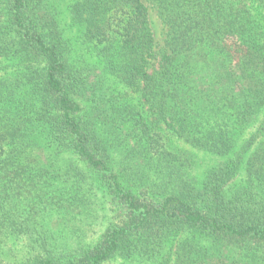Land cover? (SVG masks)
<instances>
[{
  "label": "trees",
  "instance_id": "trees-1",
  "mask_svg": "<svg viewBox=\"0 0 264 264\" xmlns=\"http://www.w3.org/2000/svg\"><path fill=\"white\" fill-rule=\"evenodd\" d=\"M263 112L264 0H0V235L19 232L17 193L80 174L117 222L75 250L42 238L21 264H264ZM173 138L222 160L198 182ZM154 162L168 170L156 198Z\"/></svg>",
  "mask_w": 264,
  "mask_h": 264
},
{
  "label": "rangeland",
  "instance_id": "rangeland-1",
  "mask_svg": "<svg viewBox=\"0 0 264 264\" xmlns=\"http://www.w3.org/2000/svg\"><path fill=\"white\" fill-rule=\"evenodd\" d=\"M151 12V22L156 37L157 51H160L164 46L167 29L157 17L156 12L153 10ZM112 87L117 88L118 86L113 83ZM131 96L132 101L137 106H140L137 95L131 93ZM263 117L264 112L260 118ZM253 131H255V128L249 129L246 135L250 136ZM173 141L178 147L184 148L195 155L196 163L190 169V173L198 182L203 179L204 171L207 168L216 165L222 160V157L196 149L181 140L173 138ZM118 154L115 155L116 161L120 158V156H117ZM67 159L69 162L74 160V163H76L73 157L68 156ZM155 167L159 168V170H155ZM150 168L146 169L149 170V184L154 187L152 193L155 198L161 197L163 191L160 188L168 180V170L163 165L158 166L157 162H154ZM81 178L80 174L72 176L66 182H64V178H59L55 181L54 186L50 188L45 189L44 185H42L38 191L35 190L31 193L24 192L19 196L18 193L16 194L14 201H11V205L19 201V208L17 212L12 213L8 221L17 225L19 232L11 233V236H7L9 233L0 235V264H21L26 258H32L37 253L41 254L39 250L43 244L42 238H47V241L53 247L56 246L58 250H71L72 248L75 250L81 244H93L98 240L103 231L112 223L117 222L118 206L104 195L102 191H96L95 185L94 187H89V189H83ZM245 179V165H242L234 183L244 182ZM39 192L45 193L41 197V201H44L41 206L35 205ZM74 198L76 200L75 206L74 204L70 206L72 203L70 200ZM49 199H56L59 202L62 200L63 204H59L60 209H57V211H50L51 205L48 204ZM62 206L64 207L62 208ZM75 209H78L77 214L74 213ZM35 211L39 212V214L34 215ZM39 219L40 222H38ZM23 224L26 226L24 227ZM28 227H31V229L27 230ZM186 235V233H182L174 243L166 248L162 256L170 261H174L178 247ZM82 240L85 242L82 243ZM160 262L161 258L156 262H149L134 257H117L107 264H159Z\"/></svg>",
  "mask_w": 264,
  "mask_h": 264
}]
</instances>
